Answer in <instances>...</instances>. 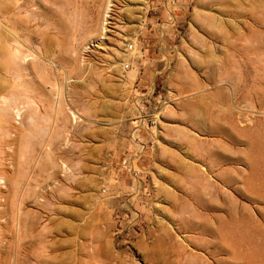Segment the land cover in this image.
I'll return each instance as SVG.
<instances>
[{
    "label": "rangeland",
    "instance_id": "374dc122",
    "mask_svg": "<svg viewBox=\"0 0 264 264\" xmlns=\"http://www.w3.org/2000/svg\"><path fill=\"white\" fill-rule=\"evenodd\" d=\"M0 22V264H264V0Z\"/></svg>",
    "mask_w": 264,
    "mask_h": 264
},
{
    "label": "built area",
    "instance_id": "2783aa9c",
    "mask_svg": "<svg viewBox=\"0 0 264 264\" xmlns=\"http://www.w3.org/2000/svg\"><path fill=\"white\" fill-rule=\"evenodd\" d=\"M133 45H130V48H132ZM157 111L153 112L152 114L149 115V117L147 118V122L150 123L152 126H155L156 122H157ZM144 117L143 115H141L140 117H138L139 119V125L143 124L144 121Z\"/></svg>",
    "mask_w": 264,
    "mask_h": 264
},
{
    "label": "bare ground",
    "instance_id": "6f19581e",
    "mask_svg": "<svg viewBox=\"0 0 264 264\" xmlns=\"http://www.w3.org/2000/svg\"><path fill=\"white\" fill-rule=\"evenodd\" d=\"M1 23V22H0ZM3 31H5V30H3ZM3 31H2V28H1V25H0V52H2L3 50H4V45H3V42H4V39H6V38H4V35H3ZM18 49V48H17ZM12 54V53H11ZM5 57V56H4ZM9 62V61H8ZM12 63H11V65L13 64V61H11ZM9 65V64H8ZM10 65V66H11ZM15 64H13V66H14ZM12 68V67H11ZM15 68V67H14ZM13 69V68H12ZM16 70H19L18 68L16 69ZM6 71H7V69H6ZM9 72H10V70H9ZM11 72H13V71H11ZM19 72V71H18ZM10 74V73H9ZM13 74V73H12ZM1 75L2 74H0V77H1ZM11 75V74H10ZM16 75V74H15ZM8 76V75H7ZM2 80V79H1ZM10 84L9 83H7V81H6V87L7 86H9Z\"/></svg>",
    "mask_w": 264,
    "mask_h": 264
}]
</instances>
